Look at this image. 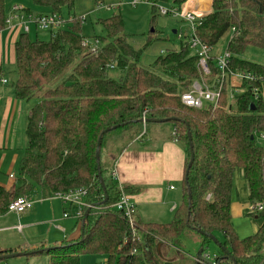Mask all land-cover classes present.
<instances>
[{
    "label": "trees",
    "instance_id": "16d2710c",
    "mask_svg": "<svg viewBox=\"0 0 264 264\" xmlns=\"http://www.w3.org/2000/svg\"><path fill=\"white\" fill-rule=\"evenodd\" d=\"M4 1L0 0V32L6 27ZM29 1L34 7L63 18V13L71 16L75 0ZM93 1L95 6L104 2ZM186 1L146 0L151 6V21L156 16V4L169 2L170 8L181 10ZM210 8L208 14L199 18L195 37L210 48L206 83L213 90L221 89L216 106L204 110L187 108L180 102V95L199 78L198 55L196 49L190 48L188 32L179 31L182 37L177 48L143 67L141 57L159 40L157 33L150 31L145 44L136 49L127 41L119 14L99 21L105 36L95 38V53L82 44L85 39L81 20L74 16L67 29L62 30L64 25L46 42L30 40L28 33L19 31L14 44L16 71L11 88L17 100L37 103L27 112L26 144L18 166L17 187L11 192L0 188V216L7 213L11 202L30 200L36 190L44 200L77 190L86 194V207L76 219L79 238L36 253L47 256L48 264H79L83 255L102 257L107 264H174L161 260V247L176 245L188 233L198 238L201 257L206 243L212 242L208 236L221 238L220 244L217 242L221 254L210 257L214 258L212 261L202 257L209 264H264V64L241 58L249 48L264 51V0H210ZM24 13L30 15L28 9ZM226 35L225 51L230 55L227 71L244 72L255 78L254 82L241 84L244 92L233 102L228 100V85L215 64L220 55H212ZM142 117L171 120L166 124L172 126L186 159L182 200L172 220L166 224L136 221L140 241L135 242L126 219L113 207L121 194L112 171L107 172L104 166L101 152L110 135L120 137L131 128H140ZM114 127L117 128L102 136L99 146V171L107 197L102 204L95 151L101 132ZM189 144L194 159L186 175ZM237 170L247 184L251 215L262 222L258 231L243 240L237 238L230 214ZM90 206L93 208L81 226ZM256 207L261 210L256 211ZM12 253L0 251V255ZM177 258L180 261L181 255L175 250ZM191 261L207 264L198 262L196 255Z\"/></svg>",
    "mask_w": 264,
    "mask_h": 264
},
{
    "label": "crops",
    "instance_id": "0c3cea01",
    "mask_svg": "<svg viewBox=\"0 0 264 264\" xmlns=\"http://www.w3.org/2000/svg\"><path fill=\"white\" fill-rule=\"evenodd\" d=\"M13 7L7 12L5 9L7 17ZM180 9L201 18L210 12V0H187ZM34 12L30 15L49 14L47 10L38 8ZM19 24L18 20H14L4 29L5 43L11 46L10 50L0 48V188L7 192L17 187L18 166L26 144L25 139L21 144L19 134L22 130L25 135L28 108L25 102L15 98L12 83L9 84L4 73L5 67L11 70L15 67L14 44L19 35ZM31 26L34 31H38L34 25ZM4 30L0 33L4 34ZM30 32L33 31L29 29L28 34ZM153 126L148 139L144 135L140 140V136L139 142L123 133L117 138L114 152L102 160L107 172H115L118 185L126 190L136 220L166 224L171 221L182 200L181 185L186 158L184 149L173 136L170 124ZM136 128H133V133ZM10 175L13 177L10 178ZM30 200L29 207L22 214L7 212L0 216V251L36 254L79 238L80 233L72 221L73 217H63L65 213L74 212V208L71 209L57 198L41 199L37 190ZM35 254L30 258L21 257L13 264H28V259L41 260L44 256ZM45 257L48 261V257Z\"/></svg>",
    "mask_w": 264,
    "mask_h": 264
},
{
    "label": "rangeland",
    "instance_id": "374dc122",
    "mask_svg": "<svg viewBox=\"0 0 264 264\" xmlns=\"http://www.w3.org/2000/svg\"><path fill=\"white\" fill-rule=\"evenodd\" d=\"M133 1H137L136 7L130 6V3ZM114 0H104V2L101 5L95 6L93 0H75L74 1V8L70 15H66V13H63V19L66 20V24L63 27L62 30H65L74 22V16L78 20L80 18H84L83 21H81V35L82 37L89 42L90 45H93L96 42L95 38L104 37L105 33L101 27V24L99 21H104L105 19L110 18L113 15L119 14L122 19L123 23V31L127 38V41L133 45L136 49H140L146 42L148 35L150 34V31H156L157 36L159 38L158 41H155L150 45V47L143 53L140 64L143 67L150 66L156 57L159 55H162L163 53L169 51L170 49L177 48L178 40L175 33H178L179 31L182 34H185L188 32V25L187 23L183 22L179 17H173V16H163L160 14V7L163 8H170L169 2L167 4H156V16L154 21H151V6L146 2V0H123L121 1L124 5L119 9H114L107 11L105 10L104 6H109L113 3ZM18 7L22 8V15L24 16V19L27 17V15L24 13V10L28 9L29 14H35L36 12L34 7L29 0H5L4 1V7L7 10H9L11 7ZM25 8H23V7ZM10 15L11 11H10ZM8 27V25H6ZM28 28L30 31H33L36 33L35 35L33 32H30L28 34V37L30 40L37 39L39 41H47L50 36H53L49 31H34L32 26L28 24ZM5 29H7L5 27ZM152 29V30H151ZM60 30V29H59ZM0 33V48L5 51L8 49L10 50L11 46L7 45L5 43L6 41V34ZM58 31V30H57ZM175 32V33H173ZM32 33V34H31ZM228 41V36H224L215 46L214 51L212 55H224L226 43ZM161 52V53H160ZM194 53V51H192ZM243 60L255 63L258 65L264 64V51L257 48H249L245 51V53L241 57ZM5 78L7 81L11 83H14L15 81V67L10 69V67L4 68ZM199 79V78H198ZM208 80L205 78V81ZM194 83V82H193ZM192 83V84H193ZM191 84V85H192ZM237 96L235 93L233 94V100H229V93H228V100L230 102H233L237 99ZM37 103V100H32L26 104V107L29 109L34 104ZM141 127L136 128V131L133 133V128L126 131V134L131 135V139L135 142H139L138 138L143 135L145 132H148L145 134V137L148 139L150 132H152V128L154 127L153 124H148L147 128L145 127V123L142 122L141 119ZM23 127L25 125L22 124ZM133 133V135H132ZM117 137L116 135H110L103 147V150L101 154H103V157L106 159L110 154H112L115 150L116 144H117ZM142 137H140V140ZM25 135L22 134V130H20L19 134V140L22 143H24ZM26 141V140H25ZM260 143V141H258ZM103 158V160H104ZM105 166V164H104ZM31 201V200H30ZM250 204L248 201V189L247 184L242 177V174L237 170L234 174L233 178V185H232V197H231V206H230V214H231V225L232 228L239 240L246 239L250 236H252L256 231L259 230V228L262 225V222L260 219H254V217L251 215V209ZM61 212L59 211V214ZM76 219L73 218L74 225L76 226ZM172 220V219H171ZM219 244L221 241V238L218 237L215 239ZM201 245L198 241V238L194 236L191 233H188L187 235L181 236L176 245L169 247L166 245H163L161 247V256L163 262H174V264H192L191 259L196 255L197 252H199ZM175 250L179 252L181 255V260L177 258L175 260ZM204 253L206 255H209L210 257L213 256H219L221 254V251L219 250V247L217 244L213 242L206 243L203 249ZM30 258V257H29ZM32 258V257H31ZM16 259L7 260V264H13ZM39 259H28V264H47V258L45 256H42ZM178 260V261H177ZM177 261V262H176ZM104 262V258L102 257H96V256H88L83 255L79 258V264H102ZM5 262H0V264H4ZM173 264V263H171Z\"/></svg>",
    "mask_w": 264,
    "mask_h": 264
},
{
    "label": "built area",
    "instance_id": "2783aa9c",
    "mask_svg": "<svg viewBox=\"0 0 264 264\" xmlns=\"http://www.w3.org/2000/svg\"><path fill=\"white\" fill-rule=\"evenodd\" d=\"M123 5L124 4L122 2H119V3L111 4L109 6H104V8L105 10L110 11L114 9H119ZM136 5H137L136 1L130 3V6L132 7H136ZM159 10H160V14L163 16L179 17L183 22L187 23L188 40H189L188 42L190 48L196 49L198 55L196 67L198 70L199 79L191 85L189 91L180 95L181 104L184 107L196 109V110H204L210 107L214 108L219 99L221 88H219L218 90H213L207 85L205 81V78H207L210 73L208 67V61L210 58V54H209L210 48L203 45L195 37V29L199 25V18H197L195 15L189 12H183L181 10H177L173 8L167 9L160 7ZM22 11H23L22 8L13 7L11 9L12 16L9 13L8 17L6 18L5 24L9 26L11 24V21L18 20L20 23L18 29L24 33H28L29 31L28 24H30V25H34L37 30L49 31L51 34L57 32V30L61 29L64 26V24H66V20H64L63 18L57 15H52V14L39 15V16L29 15L24 19V16L22 15ZM79 20L83 21L84 18L82 17ZM176 37L177 40H179L182 37V35L180 33H177ZM82 44L86 46L90 50V52L93 53H95L98 48L97 43L90 45L87 40H84ZM229 57L230 55L225 51L224 55H221L216 59L215 64L220 72L222 81L223 79L226 80V84L228 85L229 100H233L234 93L236 95H240L244 92L241 84L243 82H254L255 78L253 77V75L244 72H234V73L228 72L227 66L229 62L228 60ZM3 83H5V81H3ZM256 99L257 96L255 93L254 100ZM144 121L145 119L144 117H142V122ZM263 139L264 138L262 137L261 140ZM111 176L113 179L116 180L115 172H112ZM9 177L12 178L13 176L10 175ZM118 188L121 195L118 202L115 203L113 207L117 212H120L126 219L131 231L132 240L135 242L140 241V237H138V232H136L134 226L135 222L137 221L135 218L134 207L132 203L129 201L128 196L123 192L122 188L120 186ZM169 189L172 190L173 188L169 187ZM85 195L86 194L84 191L77 190L76 192L71 194L57 196V199H59L63 204L68 205L71 209L74 208L75 213H73V215H71L70 212L65 213L63 214L64 218L71 216L77 219L82 216L81 214L82 208L86 207V205L83 203V199ZM29 205H30L29 200L21 198L11 202L8 206L7 212L20 215L23 212H25V210L29 207ZM260 210L261 207H256V211H260ZM18 230H20V227H18ZM132 254H135V252H133ZM202 257L206 260H211V261L214 259V258H210V256L206 254H204ZM102 264H107V263L104 260Z\"/></svg>",
    "mask_w": 264,
    "mask_h": 264
},
{
    "label": "water",
    "instance_id": "95a60500",
    "mask_svg": "<svg viewBox=\"0 0 264 264\" xmlns=\"http://www.w3.org/2000/svg\"><path fill=\"white\" fill-rule=\"evenodd\" d=\"M173 33H175V32H173ZM250 108L253 109L254 107L251 105ZM168 121H171V120H145L144 123L145 124L146 123H148V124H165V123H168ZM116 128L117 127L107 128V129H105V130H103L101 132V134H100V136L98 138V141H97V147H96V151H95V162H96V165H97V177H98V181H99L100 187L102 189L103 197H104L102 204H104L107 201V197H106V194H105L104 183H103V180H102V178L100 176V171H99V146H100V142H101L102 136L105 135L106 133H109L112 130H115ZM186 136H187L188 141H189V132H188V130H187ZM188 152H189V160H188V164H187L186 171H185L186 175H187V172H188L189 168L191 167V165L193 163V159H194L191 144L188 145ZM190 198H191V196H190L189 190L187 188V202H188V204L190 203ZM91 208H93V206L88 207V209L85 211V213L83 215V220H82L81 226L84 225V222H85V220H86V218L88 216V213H89ZM208 238L213 243L217 244V241L213 237L208 236ZM219 248H221V247L219 246ZM221 250L223 251V249H221ZM42 251H44V250H42ZM44 252H46V251H44ZM201 253H202L201 250L199 252H197V254H196L197 261L198 262H205V263L209 264L208 262H206L201 257ZM33 254H35V252H32V253H12V254L0 255V262L11 260V259H16V258H21V257H27V256H31Z\"/></svg>",
    "mask_w": 264,
    "mask_h": 264
}]
</instances>
